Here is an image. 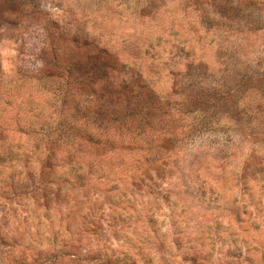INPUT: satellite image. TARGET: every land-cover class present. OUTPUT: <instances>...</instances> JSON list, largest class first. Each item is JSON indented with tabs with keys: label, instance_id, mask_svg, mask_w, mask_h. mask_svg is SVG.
Instances as JSON below:
<instances>
[{
	"label": "rangeland",
	"instance_id": "obj_1",
	"mask_svg": "<svg viewBox=\"0 0 264 264\" xmlns=\"http://www.w3.org/2000/svg\"><path fill=\"white\" fill-rule=\"evenodd\" d=\"M0 264H264V0H0Z\"/></svg>",
	"mask_w": 264,
	"mask_h": 264
}]
</instances>
